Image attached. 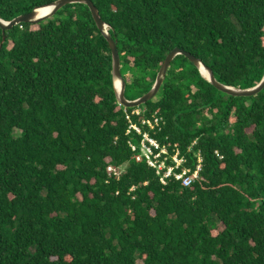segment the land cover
I'll return each mask as SVG.
<instances>
[{
    "label": "trees",
    "instance_id": "obj_1",
    "mask_svg": "<svg viewBox=\"0 0 264 264\" xmlns=\"http://www.w3.org/2000/svg\"><path fill=\"white\" fill-rule=\"evenodd\" d=\"M53 1L0 0V18ZM92 1L130 100L175 47L229 86L264 76V0ZM0 45V264H264V89L226 94L177 55L142 107L163 117L160 141L185 151L197 140L203 168L188 187L162 184L132 158L111 50L87 5L0 27Z\"/></svg>",
    "mask_w": 264,
    "mask_h": 264
},
{
    "label": "built area",
    "instance_id": "obj_2",
    "mask_svg": "<svg viewBox=\"0 0 264 264\" xmlns=\"http://www.w3.org/2000/svg\"><path fill=\"white\" fill-rule=\"evenodd\" d=\"M121 106L128 122L127 134L130 136L128 143L133 152V160L145 163L152 168L162 184L176 181L188 187L195 183L201 176L203 168L201 150L193 149L197 145V140L192 141L186 150L182 151L178 143L169 140L160 141L157 138L164 123L161 115L156 112L146 115L147 109L142 105ZM191 153L194 156L193 162L189 157ZM215 154L220 159L223 158L218 151H215ZM108 170L114 174L117 173L113 167H109ZM134 189L135 186L132 187V190Z\"/></svg>",
    "mask_w": 264,
    "mask_h": 264
},
{
    "label": "water",
    "instance_id": "obj_3",
    "mask_svg": "<svg viewBox=\"0 0 264 264\" xmlns=\"http://www.w3.org/2000/svg\"><path fill=\"white\" fill-rule=\"evenodd\" d=\"M73 3H82L88 6V8L91 11L92 17L96 23L97 28L101 31L102 35L109 44V48L112 54V78L117 96V101L120 105L126 107H135L139 105H144L149 100L153 99L158 94L160 88L162 87L163 81L166 77L170 64L177 55H184L185 57H187L188 60L194 63V65L200 70L202 75H203L202 69H204L207 72V76L205 75L203 76L215 88L226 94L237 97H251L260 93L264 89V76L256 86L251 88H237L223 84L216 79L213 70L209 68L207 65H205L199 58H197L196 56H194L193 54L182 48L175 47L173 50L169 52L162 66L160 67L153 87L147 93L143 94L141 97L137 99H133V100L128 99L125 96L126 82L123 78L121 71V58L117 46V41L112 38L109 32V29L111 28L110 25L103 21L98 8L95 6L92 0H55L50 4L37 6L31 12L19 15L10 21H6L0 18V27L3 31H5V30H10L16 25L21 23L38 24L54 16V14L64 6ZM43 7H51V10L44 16H37L38 9ZM4 40L5 37L3 38V41Z\"/></svg>",
    "mask_w": 264,
    "mask_h": 264
},
{
    "label": "bare ground",
    "instance_id": "obj_4",
    "mask_svg": "<svg viewBox=\"0 0 264 264\" xmlns=\"http://www.w3.org/2000/svg\"><path fill=\"white\" fill-rule=\"evenodd\" d=\"M50 10H51V7H43V8H40L37 11V16H44ZM202 73H203V75L207 76V72L204 69H202ZM169 139H170V137H169Z\"/></svg>",
    "mask_w": 264,
    "mask_h": 264
}]
</instances>
